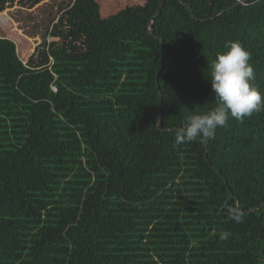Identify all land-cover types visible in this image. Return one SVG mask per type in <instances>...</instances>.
Wrapping results in <instances>:
<instances>
[{"label":"trees","instance_id":"obj_1","mask_svg":"<svg viewBox=\"0 0 264 264\" xmlns=\"http://www.w3.org/2000/svg\"><path fill=\"white\" fill-rule=\"evenodd\" d=\"M101 10L74 0L86 50L42 67L0 37V264H264V110L207 141L168 131L216 106L228 41L264 94V0Z\"/></svg>","mask_w":264,"mask_h":264},{"label":"clouds","instance_id":"obj_2","mask_svg":"<svg viewBox=\"0 0 264 264\" xmlns=\"http://www.w3.org/2000/svg\"><path fill=\"white\" fill-rule=\"evenodd\" d=\"M225 49L207 65L216 106L204 113L194 111L187 115L182 127L176 130L177 145L197 139L211 140L218 128L227 126L229 117L243 120L264 110V94L252 83L255 71L250 63L251 54L239 41H228ZM227 211L236 223L243 222L244 214L238 207L229 206ZM228 238V232L219 236L221 241Z\"/></svg>","mask_w":264,"mask_h":264},{"label":"rangeland","instance_id":"obj_3","mask_svg":"<svg viewBox=\"0 0 264 264\" xmlns=\"http://www.w3.org/2000/svg\"><path fill=\"white\" fill-rule=\"evenodd\" d=\"M74 0H0V37L12 39L25 64L48 65L47 50L64 47L84 52V37L74 29L71 6ZM104 17L127 5L145 0H97Z\"/></svg>","mask_w":264,"mask_h":264},{"label":"water","instance_id":"obj_4","mask_svg":"<svg viewBox=\"0 0 264 264\" xmlns=\"http://www.w3.org/2000/svg\"><path fill=\"white\" fill-rule=\"evenodd\" d=\"M244 1H248V0H244ZM149 32L150 33H152L153 32V27L150 25V28H149ZM158 129L159 130H163V128L161 127V121L159 122V124H158ZM177 129H179V128H175V129H168V131H172V130H177ZM237 206H238V203H237Z\"/></svg>","mask_w":264,"mask_h":264},{"label":"built area","instance_id":"obj_5","mask_svg":"<svg viewBox=\"0 0 264 264\" xmlns=\"http://www.w3.org/2000/svg\"><path fill=\"white\" fill-rule=\"evenodd\" d=\"M53 90H55V91H56V88H53Z\"/></svg>","mask_w":264,"mask_h":264}]
</instances>
